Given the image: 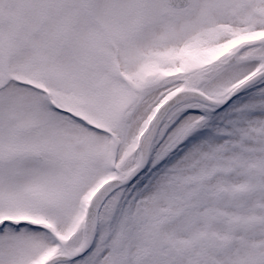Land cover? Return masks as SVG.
Segmentation results:
<instances>
[{"label":"snow or ice","instance_id":"1","mask_svg":"<svg viewBox=\"0 0 264 264\" xmlns=\"http://www.w3.org/2000/svg\"><path fill=\"white\" fill-rule=\"evenodd\" d=\"M0 264H264V0H0Z\"/></svg>","mask_w":264,"mask_h":264}]
</instances>
